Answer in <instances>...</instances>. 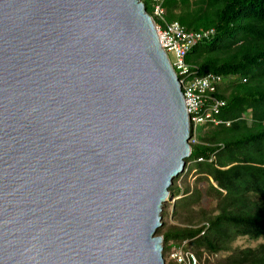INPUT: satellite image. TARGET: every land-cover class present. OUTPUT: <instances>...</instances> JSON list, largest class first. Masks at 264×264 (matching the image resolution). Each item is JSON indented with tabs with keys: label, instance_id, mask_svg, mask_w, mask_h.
I'll return each instance as SVG.
<instances>
[{
	"label": "water",
	"instance_id": "water-1",
	"mask_svg": "<svg viewBox=\"0 0 264 264\" xmlns=\"http://www.w3.org/2000/svg\"><path fill=\"white\" fill-rule=\"evenodd\" d=\"M191 136L143 0H0V264H167Z\"/></svg>",
	"mask_w": 264,
	"mask_h": 264
},
{
	"label": "trees",
	"instance_id": "trees-1",
	"mask_svg": "<svg viewBox=\"0 0 264 264\" xmlns=\"http://www.w3.org/2000/svg\"><path fill=\"white\" fill-rule=\"evenodd\" d=\"M143 2L152 15L154 0ZM162 7L167 22L179 21L192 30L215 29L210 39L192 49L187 62L199 75H222L215 95L226 101L218 116L223 123L198 126L199 140L186 159L195 165L198 180L209 183L218 197L219 212L196 227L163 232L162 225L157 231L164 238L166 263L176 264L169 258L174 247H193L199 259L204 250L212 255L224 250L237 236L264 235V0H162ZM208 131L213 134L205 135ZM185 172L170 187L175 210L202 194L200 188L182 191L179 180ZM168 206L166 202L163 216ZM217 264H264V243Z\"/></svg>",
	"mask_w": 264,
	"mask_h": 264
},
{
	"label": "built area",
	"instance_id": "built-area-1",
	"mask_svg": "<svg viewBox=\"0 0 264 264\" xmlns=\"http://www.w3.org/2000/svg\"><path fill=\"white\" fill-rule=\"evenodd\" d=\"M154 2L152 16L164 23L156 22L159 39L169 58L170 53L174 55V61L171 58L170 61L179 77L190 124L193 128L190 143L195 144L196 128L205 123L214 125L223 123L218 116L226 106V101L215 95L218 86L224 81L223 76L214 72L199 75L197 71H192L193 66L187 62V55L192 49L199 42L210 39L215 34V29L192 30L179 21L167 22L164 17L162 0H154ZM169 258L176 264H200L196 254L185 250L183 245L174 247Z\"/></svg>",
	"mask_w": 264,
	"mask_h": 264
},
{
	"label": "rangeland",
	"instance_id": "rangeland-1",
	"mask_svg": "<svg viewBox=\"0 0 264 264\" xmlns=\"http://www.w3.org/2000/svg\"><path fill=\"white\" fill-rule=\"evenodd\" d=\"M170 58L174 61V55L172 53L169 54ZM210 131L205 133V135H212ZM199 139L196 135V143ZM194 144L191 142V145ZM188 165V164H187ZM185 174L179 180V185L182 187V191L185 187H190L191 192L194 188H200L202 191L201 197L196 201H191L189 204L181 207L178 210L174 209L175 199L172 196V199L167 203L169 206L165 208L168 211V214L163 216V225L164 231H168L169 229H178L185 227H196L206 221L211 215H216L219 210L217 209L219 204L218 197L210 192L209 183L199 181V175L197 173L195 165L190 163L188 165V169H185ZM183 193V192H182ZM184 196L181 194L179 197ZM163 212V211H162ZM157 235H161L158 234ZM264 243V235L259 236L258 238L250 237V236H237L233 238L230 242L226 244V248L219 253L212 255L207 251H203L201 258H199L201 264H217L218 260H225L226 258L237 254V252L241 249H245L248 247L255 248ZM165 245V244H164ZM192 251L196 253L195 249L191 247Z\"/></svg>",
	"mask_w": 264,
	"mask_h": 264
}]
</instances>
